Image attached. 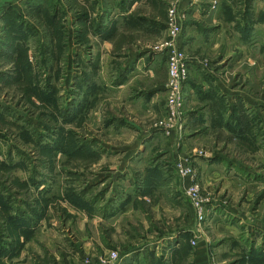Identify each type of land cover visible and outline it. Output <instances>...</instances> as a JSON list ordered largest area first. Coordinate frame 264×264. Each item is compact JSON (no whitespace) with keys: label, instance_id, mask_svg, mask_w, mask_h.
<instances>
[{"label":"rangeland","instance_id":"374dc122","mask_svg":"<svg viewBox=\"0 0 264 264\" xmlns=\"http://www.w3.org/2000/svg\"><path fill=\"white\" fill-rule=\"evenodd\" d=\"M241 1L246 3L243 15L247 17V25L241 27L243 23L240 22L237 27L244 38L232 28L230 36L235 41L234 35L238 34L252 53V59L243 62L236 61V56L220 61L218 55L221 54L220 47L224 44L213 48V41L202 46V53L183 47L179 39L187 26L186 20L190 17L187 10L181 8L178 0H166L168 5L161 6L166 12V19L171 7H176L184 13L178 42L189 58L188 76L190 60L212 72L221 70L219 72L223 73L226 80L231 81L235 76L236 85L243 84L244 81L252 82L253 93L262 95L263 104L254 108L250 122L244 123L242 119L235 123L229 120L227 123L217 122L206 125L208 132L204 134H191L192 126L188 124V113L193 104L189 105L185 96L186 119L182 133L176 134V137L170 134L173 136L172 141L169 135L165 134L167 138L160 134L159 143L150 145L157 148V152L152 150L155 154L150 156V161H146L149 168L146 169L147 172L142 173V176L148 178V182H143L145 187L140 193L143 196L154 195L159 191L160 194L141 201H134L132 186L136 180L134 181L133 175L123 172L120 166L118 172L111 168L121 165L117 161L120 156L109 154L111 151L101 145L99 135L96 140L91 139L92 133L102 135L103 131V139L106 142L109 133L102 127V118L97 119L99 123H92L95 122L96 114L93 113L88 119L82 116L84 69L78 74H71L69 71V51H72L73 58L75 51L74 43L70 42L76 33L79 36L84 32L82 20L85 19L87 8L84 9V4L77 0H33L30 1L28 11L11 7L7 15H2L5 20L0 22V73L10 77L0 75V101L9 102L24 111L18 119L17 115H13V118L19 120L22 126L26 125L22 131H25L27 140L21 137L18 125L4 121L0 116V264H130L133 257L139 259L141 254L142 264H197L193 256L199 250V244L201 245L203 230L213 222L216 212L227 215L226 222L229 225L238 223L236 221L240 213L247 212V224L239 225L240 233L234 236L227 231L219 233L222 229L218 226H224V222L213 223L214 232L208 229L210 241L212 239L213 242L205 253L209 263L264 264V0ZM69 8L72 14L68 12ZM26 13L34 23L23 22L27 17ZM75 20L79 23L78 26L81 25L77 31L70 26ZM194 23L199 22L196 20ZM156 27L163 33L159 37L151 36L147 41L146 33L135 31L134 39L136 35H140V45L149 44L151 50L161 51L166 59V47L163 43L170 38L167 24L162 28ZM243 30L246 31L245 34ZM29 34L33 35L31 44H27L25 40ZM208 37L207 35L206 38ZM213 37L215 38V35ZM28 47H31L32 52L29 60L25 58ZM16 51L22 53L16 57ZM248 63L252 64V72L245 80L239 75V71L243 67L248 68ZM31 66L36 69L35 81H40L41 78L50 80V75L46 74L53 73V67H60V75L54 76V90L58 92V96L52 90L40 106L35 104L36 97L40 96L34 94L35 89H32L30 83L26 85L29 76L25 77L26 84L4 86L7 80L12 84L11 80L17 78L20 69L28 70ZM71 67H74V60ZM241 97V94H237L236 100L242 101ZM75 99L79 106L76 115L70 113ZM13 109L0 106L2 112L10 113ZM96 109L101 114L99 105L95 106L94 110ZM97 128L103 129L100 131ZM249 128L252 138L248 136ZM26 131H31L34 136L30 137ZM184 140L189 146L187 151L181 150ZM110 141L112 144L123 143V140L117 137ZM92 142L99 151L106 148L107 155H104L102 160L85 158L84 152L88 147H93ZM43 147L49 153L42 150ZM250 148L257 152L250 151ZM9 149H13L16 159H21L26 168V175L28 169L33 172L27 179H21L9 171L8 166L12 164ZM191 153L204 155L205 159L216 153L213 159L221 165L220 171L230 169L236 172L233 168L235 163L230 165L227 161L229 157L245 161L249 169L242 172L237 170L235 175L240 182L238 185L232 184L227 188L220 182H214V188L211 189L202 183L203 173L199 171L197 160H193ZM185 156H189L197 173L200 193L207 199L205 204L208 211L201 228L202 233L197 232L195 209L185 194L187 183L184 185L177 173V177L172 174L173 169L176 172V160ZM95 160L98 161L95 163ZM219 160L225 161V164ZM124 176L126 178L122 180ZM163 179L168 180V190H155L156 180L159 181V186H163ZM43 180H52L57 184L58 190H52L55 194L58 192L57 196L52 197L50 189L53 187L48 188L49 185L46 184H41L35 190L30 188L34 183H41ZM174 180H177L178 185ZM6 184L19 192L16 193L20 194L19 198L14 197L13 202L16 201V204H23L22 197L29 191L33 194V199H29L38 205H23V208L12 205L9 208L6 204L10 200V194L5 192ZM104 196L105 199L101 201ZM106 198L110 200L105 202ZM28 211L33 216L32 219L20 220ZM11 212L16 213L11 215ZM26 222L29 229L41 226L45 230L39 231L36 236L21 234ZM246 225L250 227L245 229ZM179 237L182 239L181 247L175 249L174 245ZM192 239L196 240L197 244H192ZM27 241L30 243L24 249ZM112 250L119 253L116 260L110 257Z\"/></svg>","mask_w":264,"mask_h":264},{"label":"crops","instance_id":"0c3cea01","mask_svg":"<svg viewBox=\"0 0 264 264\" xmlns=\"http://www.w3.org/2000/svg\"><path fill=\"white\" fill-rule=\"evenodd\" d=\"M30 1L33 0H0V22L5 20L2 15H7V12L11 7L15 9L18 8L19 10L21 8L28 11L30 9ZM77 1L84 4V9L87 8L85 9V13L87 14L85 15V19L82 20L84 32L81 33V35L79 34V36L76 33L74 39L70 42V44L74 43L75 51L73 52L74 58L72 51H69L68 67H70L69 71L71 74L74 72L78 74L82 71V68L84 69L85 90L84 111L82 116L88 119L90 116L92 117L93 113L96 114L97 116L94 117L95 122L92 123H99L97 122V119L102 118V127L108 131L107 134L109 133L108 139H106V142L103 139L105 136V133L102 131L103 128H97V130L102 131V135L92 133L91 139L96 140L98 138L97 135H99V138L102 140L101 145L107 147V150L111 151L109 154L120 156V159L117 161L118 163H121V165H114L111 168L117 170L115 172H118V167L120 166L123 172H129L133 175L134 181L136 180L135 184L132 186L134 191V201L135 199L136 201L148 200L149 197L160 194L159 191L155 192L154 195L143 196L140 193L145 187L143 182H148V178L142 176V173L144 171L147 172L146 169L149 168L146 161L150 159L152 154H155L152 153V150L157 152V148L153 146L150 147V145H157L159 143L158 136L160 134L169 135L158 126V121L163 115L167 94V61L161 51H156L154 49L151 50L149 44L140 45V35H136L134 39V34L136 33L135 31L146 33L147 41L150 40L148 38L151 36L159 37L163 34L162 30L156 26L162 28L166 23V12L161 6L168 5V2H166V0ZM237 1L238 0H178L181 8H185L188 12V16H190L189 19L186 20L187 26H185L182 36L179 39L181 45L192 52L202 53V46L209 41H213L215 42L213 45L211 44V47L213 48L219 47L221 44L225 45L220 47V53L224 54L218 55L220 61L229 59L230 57L233 58L234 56H236V61L242 62L250 58L252 59V53L246 47V43L243 42V40L241 41L240 37H238V34L241 36V32L238 28L240 22L243 23L241 27L247 25V17L246 15H243V12L246 10V3L241 0L237 3ZM68 12L72 14L71 8H69ZM25 17L26 19H23V22L34 23V20L31 16L28 17L27 13ZM196 20H198L199 23H194ZM78 24L77 20H75L70 26L77 31V29L80 28L79 26H81H78ZM230 28H232L233 31L236 29V32L238 33L234 35L235 41L231 39L230 35L233 31L231 32ZM243 33L245 34L246 31L243 30ZM207 35L209 36L208 38H206ZM213 35H215V38ZM32 37L33 35L30 34L26 37L25 40L27 44H31L30 42L33 40ZM20 53L16 51L14 56L18 57ZM25 56L28 60L32 57L31 47L26 49ZM77 59L83 64L78 63ZM73 60L74 67H71ZM29 64L31 65L30 62ZM248 64V68L243 67L239 71V75L243 76L245 80L252 72V64ZM189 65V76L184 84V97L186 96V101L189 105L193 104L188 113V124L192 126L191 134L194 132H198L196 134L203 132L202 134H204L205 132H208L205 127L206 125H213L217 122L227 123L229 120L230 122L232 121V123H235L241 121V119L244 123H247V121L250 122L254 115V108L257 107L258 104H263L262 95H254L251 88L252 82L245 83L244 81L243 84L239 83L236 85V77L234 76L231 81L226 80L223 73L219 72L221 70L213 71V73L211 70H206L191 60ZM227 67L232 68L230 66ZM53 68V73L46 74V76L50 75V80H43L41 78L40 81H35V67L31 66L28 70L20 69L17 78H11L12 84L7 80L4 82V86H16L18 83H25V77L29 76V82L25 84L28 85L30 83L32 89H35L34 94L40 96L36 97L35 104L39 106L43 105L46 96L50 94L52 90L53 93H56V96H58V92L54 90V76L57 77L60 75V67L57 66ZM260 68L262 69V67ZM0 75L10 77V75L7 74L0 73ZM69 77H71L70 74ZM45 81L47 84H45ZM0 86H2V81H0ZM237 94H241L242 101L238 102L236 100ZM30 96H32V93H30ZM37 101H39V103ZM97 105L101 107V114L97 109L94 110ZM0 106L14 108L13 112L10 113L0 111V116L4 121L18 125L20 128L19 133L26 141L27 139L24 136L25 131H22L24 130V127L26 128V125L23 124V127L22 124H19V120H16L24 114V111L18 106L10 104L4 100L0 101ZM78 108L77 99H75L72 110L70 108V113L76 115ZM14 112H16V114H14ZM260 113L261 116H263V111ZM80 114L81 113H79V115ZM13 115H17V118L15 117L16 119H14ZM151 121H153V123ZM113 126H116L117 128L115 129ZM248 131H250L248 134L249 138H252L251 128H249ZM26 134L30 137L34 136L31 131H26ZM171 135L175 136V133L172 132ZM171 135H169L170 141L173 140V136ZM114 137L122 139L123 143L112 144L110 139L113 140L115 139ZM91 145L93 147H88L84 152L85 158L88 157L91 160L94 158H100V160H102L104 155H107V151L105 152L106 148H102V151H99L96 149L97 147H94L93 142ZM188 148L189 146L184 140L181 150L187 151ZM17 149L19 151L21 150V148L18 147ZM42 150L48 152L47 149L45 150V147H43ZM249 150L257 152L253 148H250ZM8 152L12 155L11 167L8 166L9 171L11 173L13 172L15 176L17 175L21 177V179H27L31 176L33 172L28 169V175H26V168L21 163V159H16L13 154V149H9ZM191 154L193 160H197L199 171L203 173L202 183L205 187L210 186L211 189L214 188V182H220L222 186L227 188H230L232 184L238 185L240 182L238 181L237 175H235L237 170L242 172L243 170L249 169V166L245 161L229 157L227 161L230 165L235 163L233 168L236 169V172L230 169L228 171L226 169L220 171L219 168L221 165L218 164L217 160L213 159L216 153H213V155L207 159H205L204 155H196L195 153ZM96 161L98 160H95V163ZM126 161L127 165L125 166ZM219 161L220 163L225 164V161ZM95 163L93 165H95ZM125 167L127 168L125 169ZM51 171H53V169ZM0 172H2V170ZM172 174L177 177L175 169H173ZM125 178L126 177L124 176L122 180ZM40 181L31 185L30 188L35 190V188H39L41 184H46L49 185L48 188L53 187V189H50L52 197L58 195V192L56 194L52 192V190H58V187H56L57 184L54 181L51 180L45 182L43 180L39 183ZM174 181L176 185H178L177 180ZM158 182L159 181L156 180L155 190L165 189L166 192V190H168V180L163 179V186H159ZM183 183L186 185L187 180H183ZM4 187L7 190L5 191L6 194H10V200L6 204L9 208H11L12 205H19L22 208L23 205H38V203H33L31 199H29V197L33 199V194L29 191H26L25 197H22L23 204H16V201H13L14 197L17 199L19 198L18 195L20 194H16L19 192H16L14 187H8L7 184ZM104 199L105 196L100 200L103 201ZM109 200L110 198L105 200V202H108ZM15 213L16 212H11V215H14ZM246 214L247 212L240 213L239 219L236 221L238 223L229 225L226 222L227 215H222L217 212L215 213L213 222H211L209 226L210 228L204 226L206 230H203L201 236L203 238L201 240L202 242L199 241L201 242V245L198 243L199 250L193 256L197 264H210L205 257V253L207 248H209L210 244L213 242L212 239L210 241V231L208 230L211 229V231L214 232L213 223L224 222V226L221 224L218 226L222 229L219 231L220 234L226 233L225 231H227L232 233V235L237 236L238 233H240L239 225L247 224V218L245 219ZM32 217L33 216L28 211L22 215L20 220H29L30 218L32 219ZM27 224L28 222H26V226L22 227L23 233L21 234L27 233L28 236H36L39 231L43 232L45 230V228L41 226L29 229ZM249 227V225H246L245 229H248ZM180 238L181 237L178 238L174 245L175 249L181 247L182 239ZM28 243L30 242H26L24 249L27 247ZM166 251H168V247ZM140 256L142 257V254ZM136 258L137 257H133L130 264H142L140 258ZM147 263L148 262H144L143 264Z\"/></svg>","mask_w":264,"mask_h":264},{"label":"built area","instance_id":"2783aa9c","mask_svg":"<svg viewBox=\"0 0 264 264\" xmlns=\"http://www.w3.org/2000/svg\"><path fill=\"white\" fill-rule=\"evenodd\" d=\"M183 12L176 7H171L166 24L170 38L167 39L163 46L166 47L167 61V82H166V99L164 103V113L158 121L160 126L167 134L172 132L180 135L183 131L186 112L184 84L188 78V56L181 48L178 37L182 29ZM176 173L183 179L187 180L185 194L189 198L195 209V215L198 221L197 232L202 233L203 222L207 215L206 201L200 193V186L197 180V173L191 164L189 156L179 157L176 160ZM192 244H197L196 240H191ZM119 253L112 250L110 257L116 260Z\"/></svg>","mask_w":264,"mask_h":264}]
</instances>
